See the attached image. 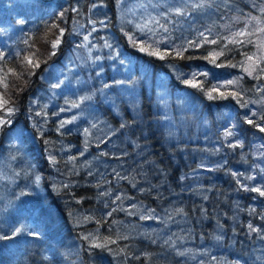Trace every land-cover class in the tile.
<instances>
[{
  "label": "trees",
  "instance_id": "1",
  "mask_svg": "<svg viewBox=\"0 0 264 264\" xmlns=\"http://www.w3.org/2000/svg\"><path fill=\"white\" fill-rule=\"evenodd\" d=\"M100 1L0 0V164L21 151L32 175L0 174V264H264V0H103L94 20ZM63 6L123 52L66 75L99 109H76L89 138L46 106L77 54Z\"/></svg>",
  "mask_w": 264,
  "mask_h": 264
},
{
  "label": "rangeland",
  "instance_id": "2",
  "mask_svg": "<svg viewBox=\"0 0 264 264\" xmlns=\"http://www.w3.org/2000/svg\"><path fill=\"white\" fill-rule=\"evenodd\" d=\"M38 1V3L43 4L44 3H48V0H36ZM101 4L99 5H95L93 6V10L92 12L94 13L93 15V19L94 20H99L97 17L100 14H104L103 13V8H104V4L105 2L103 0L100 1ZM51 3V2H50ZM64 3V2H63ZM62 4V3H61ZM82 4L84 5V3H81L80 7L82 6ZM50 4L46 5L49 6ZM89 5H92V2L89 3ZM61 6V5H60ZM73 6V5H72ZM6 7H2V9H5ZM58 8V7H57ZM56 10L52 13H60L59 19L64 20V23L62 22V24L64 25L65 28H71L74 25L76 26L74 29V32L72 33L71 37L68 36L66 38L65 41H67V39L72 38L73 40V44H75V46L77 48V54H69L67 55L66 59L63 60V65L62 66H57L56 67V72H57V85L54 84V86L56 87H60L61 90L64 91V94L62 92H57L55 91L53 93V97L55 96V98L60 97V96H56L58 94L60 95H65V98L62 99H58L54 101V98H51L49 101H47V107L51 106L54 107V121H62L61 125L57 128V130H64L63 132H74L75 134H80L81 132H85L87 135H84L86 138L89 137H93L94 133L91 132L89 130V127L86 124H78V119L80 118V113L77 112V107H80V103L82 102H86L88 103L90 106H95L97 108V104L95 102H93L91 100V98L88 95H82V94H74L72 92H70L69 90L66 89V87L64 86V83L66 82V80L68 78H66V75L68 72L71 73V71L73 69L75 70H79L81 69V67H92L96 70V72L101 73L104 70V67L102 68V63L105 61L106 54H111V47L113 46V42H114V48H113V53L117 54L119 53L120 55H123V52L121 51V46H119L118 40L111 34L110 31H108V22L110 21L108 18L103 17V19L105 20H100L102 23L101 24H96L94 23V21H90L89 24H85L84 21H82V25H77V22H79L78 19H73V14H71V16L69 18H67L66 16V12H67V7H60L57 11ZM55 9V8H54ZM78 9V10H77ZM79 8L76 7L75 10L73 11V13H77L79 14V16H81L80 12H79ZM71 11V9H70ZM69 11V12H70ZM83 16V15H82ZM51 19V18H49ZM43 21V19L41 20ZM105 25V26H104ZM1 26V24H0ZM80 26V27H79ZM76 36L81 37L80 39H77L78 41H76ZM85 37H87V39H85ZM108 37L110 38V40H108ZM257 41H259L260 43H264V35H259ZM60 46H64V42L61 40L59 43V47ZM74 46V47H75ZM68 47V46H66ZM47 48V46H45L44 48H42L40 50V54ZM109 52V53H108ZM126 54L124 53V56ZM126 58H128V56L126 55ZM124 66V72L126 74L127 69H126V60L121 62ZM59 68V69H57ZM128 77L131 78V75H127ZM163 79H165V77H162ZM125 79V78H124ZM103 80V79H102ZM126 80V79H125ZM107 82H105L103 80V86L106 87ZM99 96L103 97L105 92L104 90H99ZM76 96V97H75ZM107 101H105L106 103ZM73 105H75V107H73ZM37 108H39L37 106ZM37 108L33 107V110H37ZM30 113V105L28 107ZM98 109V108H97ZM99 111V109H98ZM39 115L42 117V113L39 112ZM90 121H92V119H97L96 117H91L89 118ZM29 121V120H28ZM27 121V122H28ZM93 125L97 126L98 125V121H93ZM78 126H83V128H78ZM23 156V153L21 151H16L15 152V157L12 158L14 164L11 165L8 163V166L6 165H1L0 164V174L3 176L4 179L8 180V181H12L13 179H10L9 174L6 171H10L13 170L16 175H19V178H21L22 180L26 181V182H32L31 180V174L28 173V170L26 169V165L23 164V161L25 160V157H23V159H20V157Z\"/></svg>",
  "mask_w": 264,
  "mask_h": 264
},
{
  "label": "snow or ice",
  "instance_id": "3",
  "mask_svg": "<svg viewBox=\"0 0 264 264\" xmlns=\"http://www.w3.org/2000/svg\"><path fill=\"white\" fill-rule=\"evenodd\" d=\"M175 14H177V15H182V13L180 12V10H177L176 11V13ZM20 23H23V21H20ZM166 30V29H165ZM62 31L63 30H61V34H62ZM261 31H264V29H261ZM201 36H204V34L203 33H201L200 34ZM237 36H239V35H242V33H237L236 34ZM85 39H87V37H85ZM59 40H60V37L58 36L57 38H56V40H54L52 43H51V47L53 48V49H55L57 46H58V44H59ZM205 41L207 42V38H205ZM212 43H215V41L213 40V41H211ZM241 43H243V42H241ZM144 50V48L143 47H141V51H143ZM52 55H54L55 53L53 52V53H51ZM177 55H181V53L180 52H177ZM246 56H247V54H245ZM160 58L161 59H163V56L161 55L160 56ZM205 59H208V57H205ZM247 59H249V60H251L252 59V56H247ZM213 62H214V60H213ZM28 63L29 64H32V60H28ZM38 66V65H37ZM217 66H219V65H217ZM246 72H248V74L249 75H251L252 74V71H255V69L253 68L251 71L249 70V69H244ZM259 71L260 72H264V68H261V69H259ZM19 75H22V74H19ZM19 75H18V78H19ZM189 83H191V82H189ZM229 83L230 84H232V83H236V81H229ZM58 86V85H57ZM6 87H7V85H6ZM213 90H215V89H213ZM261 91H264V89H261ZM209 98L211 99L212 97H211V93H209ZM73 107H75V105H73ZM253 115H255V113H253ZM248 124H250V125H253V126H257V127H259V125H256L255 124V122L252 120V119H247V121H246ZM259 131L260 132H264V127H259ZM230 134V133H229ZM250 191H254V192H257L260 196H262V197H264V190H262L261 188H256V187H252L251 189H249ZM249 227L251 228L252 226L251 225H249ZM21 231V229H19V228H17L16 230H15V232L16 233H19ZM252 231H257L256 229H252ZM34 236H38V234H33ZM0 238H4V237H0ZM86 239H87V237H85ZM93 247H100V245H97V244H93L92 245Z\"/></svg>",
  "mask_w": 264,
  "mask_h": 264
},
{
  "label": "bare ground",
  "instance_id": "4",
  "mask_svg": "<svg viewBox=\"0 0 264 264\" xmlns=\"http://www.w3.org/2000/svg\"><path fill=\"white\" fill-rule=\"evenodd\" d=\"M87 6V4L85 3L84 5L82 4V6L81 7H79V12H80V14H81V17H84V15H87V11L85 10V7ZM83 15V16H82ZM57 19H59V17H57ZM73 19H76L74 16H73ZM59 20H61L62 21V19H59ZM58 27H60L61 28V25H57ZM75 25L73 26V27H71L70 29H67V28H64V27H62L63 28V32L64 33H66V34H68L70 37H71V35H72V33L74 32V29H75ZM80 27V26H79ZM59 28V29H60ZM77 38H76V41H78L77 39H80L81 37H79V36H76ZM69 41L71 42V43H67V46H71V45H73V40H72V38H70L69 39ZM75 45V44H74ZM76 47H78V46H75L74 48H76Z\"/></svg>",
  "mask_w": 264,
  "mask_h": 264
}]
</instances>
